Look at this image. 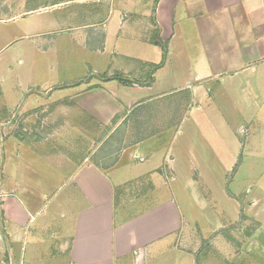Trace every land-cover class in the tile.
<instances>
[{
	"label": "crops",
	"instance_id": "obj_1",
	"mask_svg": "<svg viewBox=\"0 0 264 264\" xmlns=\"http://www.w3.org/2000/svg\"><path fill=\"white\" fill-rule=\"evenodd\" d=\"M181 1L0 0V53L27 37L75 31L84 36L83 47L103 54L112 45L110 54L119 59L112 64L115 72L109 67L103 78H85L80 81L85 87L75 83L67 95L62 87L34 92L35 82L18 73L3 78L1 64L0 117L18 111L25 116L15 131L0 128V244L7 264H246L250 255L252 264H264L259 235L264 206L258 194L250 197L251 185L239 212L220 209L215 179L212 185L203 182L209 192L199 187V159L211 160L203 161L188 144L174 149L185 119L184 93L192 83L154 94L181 43L175 23ZM46 13L50 21L44 26L25 24ZM132 20V32L119 33ZM125 44L166 48L163 67L153 72L150 85L129 74L141 66L152 71L157 64L125 56L120 47ZM248 48H240L247 58ZM205 71L195 80H209ZM118 72L134 83L107 81ZM193 88L194 98L201 95L199 86ZM101 96L108 106L95 104ZM149 105L155 106L151 125L160 132L144 139L141 133L128 136L122 122L129 115L140 120ZM229 156L223 162H233ZM178 179L182 202L163 196L169 190L166 180ZM219 189L226 200L240 197L228 187ZM249 225L254 229L246 230Z\"/></svg>",
	"mask_w": 264,
	"mask_h": 264
},
{
	"label": "rangeland",
	"instance_id": "obj_2",
	"mask_svg": "<svg viewBox=\"0 0 264 264\" xmlns=\"http://www.w3.org/2000/svg\"><path fill=\"white\" fill-rule=\"evenodd\" d=\"M206 2L184 0L177 7L175 23L179 28L177 30H180L178 37L181 43L178 50L171 52L168 69L159 75L158 89L154 94L184 86L188 82L192 83L190 90L184 93L187 97L185 119L177 130L173 142L174 149H178L181 144H188L197 154L203 156V161L206 158L211 160L200 162L199 159L198 174L203 176L199 180V187L202 192H209L203 182L212 185L215 179L217 206L237 213L238 205H241L242 201L248 202L247 189L245 191L248 184L253 188L250 197L258 194L264 206V0ZM32 3L31 1L29 5ZM41 5L46 6L48 3ZM59 16H65V12H59ZM114 20L117 22L116 17L109 21L111 27ZM47 21H50L48 13L32 16L26 19L25 24L28 26L38 23L44 26ZM134 22L135 20H132L126 25V29H120L119 33L129 35ZM82 38L84 36L81 33L73 31L18 40L6 52L0 53V66L2 64L4 71L2 77L16 78L18 73L20 78L24 76L29 78V82H35L34 92L48 94L50 90L62 87L64 95H67L76 90V86L71 85L85 78H103V74H108L105 70L109 67L115 72L112 64L119 59L110 54L113 46L110 45L109 50L103 54H95L81 45ZM120 47L123 48L121 51L125 56L131 55L140 61L153 64L161 61L162 50L157 47L137 48L133 44ZM241 47H249V58L240 50ZM17 48L21 50L16 51L17 55L13 56ZM151 68L152 66H141L137 68L138 73L129 74V77L134 78L133 81L141 80L138 84H143L147 81ZM203 69H206L205 77L209 80H195L198 71ZM93 71L99 75H93ZM116 74L121 76L120 72ZM82 85L85 87L86 83L80 82L78 86ZM193 86H199L202 91L201 95L195 98L191 95ZM101 97L104 99H97L95 104L108 106L107 99ZM154 109V105L146 107L140 120L129 115L122 122L127 135L141 133L144 139L158 134L160 130L151 125ZM18 112L11 117L15 116L19 126L25 116L21 117ZM10 119L0 117V128L3 123L7 125ZM17 129L18 127H14L13 131ZM110 130L107 128L105 134ZM230 153L233 155V162L230 161L232 164L223 162V156L230 158ZM178 180H166L169 190L165 188L163 196L167 195L168 199L182 202L183 192L178 191ZM220 187H228L234 195L240 197L238 200L236 197L226 200ZM185 192L187 197H190V191ZM260 219H264V214ZM237 229L239 233L245 230ZM252 229V225L246 228ZM45 235L46 232L42 233L43 238ZM259 235L261 243L264 244V229ZM1 248L0 244V264H7L6 252L3 253ZM252 259L254 257L250 255L249 264H252Z\"/></svg>",
	"mask_w": 264,
	"mask_h": 264
},
{
	"label": "trees",
	"instance_id": "obj_3",
	"mask_svg": "<svg viewBox=\"0 0 264 264\" xmlns=\"http://www.w3.org/2000/svg\"><path fill=\"white\" fill-rule=\"evenodd\" d=\"M161 49H162V59H161L160 63H158L157 65H155L153 67L152 71L149 72V74H148V77L149 78H147V81H146L147 85H150V82H151V79H152L151 78V75L153 74V72L155 70L160 69L161 67H163V64H164V61H165V56H166V52L167 51H166V48L165 47H162ZM111 80L118 81L119 83H121L123 85H130V84L134 83V82H132V81L126 79V78H121L120 76H116V75L113 76L112 78H108L107 79V81H111Z\"/></svg>",
	"mask_w": 264,
	"mask_h": 264
},
{
	"label": "built area",
	"instance_id": "obj_4",
	"mask_svg": "<svg viewBox=\"0 0 264 264\" xmlns=\"http://www.w3.org/2000/svg\"><path fill=\"white\" fill-rule=\"evenodd\" d=\"M19 113V112H18ZM21 117H23V115L21 114ZM14 128V127H18V125H17V121H16V119H15V116H12L11 117V119H10V121L7 123V125L6 124H4V125H1V130H3V129H11V128Z\"/></svg>",
	"mask_w": 264,
	"mask_h": 264
}]
</instances>
